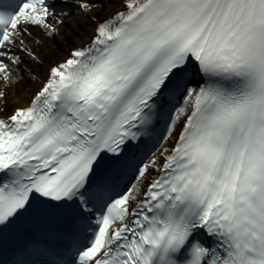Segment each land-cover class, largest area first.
Returning <instances> with one entry per match:
<instances>
[{"label":"snow or ice","instance_id":"obj_1","mask_svg":"<svg viewBox=\"0 0 264 264\" xmlns=\"http://www.w3.org/2000/svg\"><path fill=\"white\" fill-rule=\"evenodd\" d=\"M0 264H264V0H0Z\"/></svg>","mask_w":264,"mask_h":264},{"label":"bare ground","instance_id":"obj_2","mask_svg":"<svg viewBox=\"0 0 264 264\" xmlns=\"http://www.w3.org/2000/svg\"><path fill=\"white\" fill-rule=\"evenodd\" d=\"M91 31H92L91 27H88L86 34H90ZM46 64H47V61H46ZM38 86L39 85H37L35 83L26 82V85L22 90L21 89L17 90V92H18L17 97L12 98V103H10L9 109L11 110V107L13 104H20V103H23L26 100L30 99L32 90H34Z\"/></svg>","mask_w":264,"mask_h":264}]
</instances>
